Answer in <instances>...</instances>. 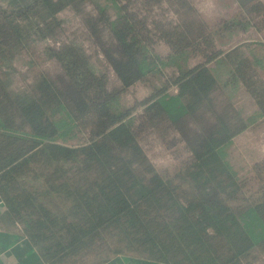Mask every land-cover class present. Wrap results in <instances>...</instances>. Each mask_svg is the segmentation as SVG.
<instances>
[{
    "label": "trees",
    "instance_id": "obj_1",
    "mask_svg": "<svg viewBox=\"0 0 264 264\" xmlns=\"http://www.w3.org/2000/svg\"><path fill=\"white\" fill-rule=\"evenodd\" d=\"M213 2L209 25L190 0H0V228L45 264L264 259V192L240 199L248 180L226 158L264 117V41L222 49L264 33V4ZM136 84L149 97L120 107ZM145 131L187 158L157 168ZM252 171L263 182L264 159Z\"/></svg>",
    "mask_w": 264,
    "mask_h": 264
},
{
    "label": "rangeland",
    "instance_id": "obj_2",
    "mask_svg": "<svg viewBox=\"0 0 264 264\" xmlns=\"http://www.w3.org/2000/svg\"><path fill=\"white\" fill-rule=\"evenodd\" d=\"M196 9L200 12L203 19L209 24L213 25L217 20V15L215 13V5L213 0H190ZM264 4V0H261ZM61 18L65 21L68 28H74L78 26L77 18L71 12H64L61 14ZM232 40V43L223 44L222 49L226 50L233 44L241 41L248 40H259L264 41V33L256 34L255 32H250L244 36L238 37H226V40ZM224 40V42L226 41ZM48 43V42H46ZM165 47H160V52H165ZM258 56L262 55V51H257ZM200 62L201 59L193 60L194 63ZM264 63V61H263ZM220 73L227 70V67L221 66L220 68L215 64H212ZM98 69H102L98 66ZM111 73V72H110ZM111 80L113 81L112 75ZM112 83V85H113ZM20 84V83H19ZM115 84V83H114ZM20 86V85H19ZM149 97V92L141 84H136L131 87L128 92L120 99L118 105L120 107H125L127 105H132L134 102H143ZM235 102L239 109L243 111L246 115L250 114L253 110L252 104L245 98V96L239 92V95L235 97ZM142 114V108H138L133 118L136 119ZM141 138V143L144 146L149 158L159 169H164L165 167L170 168L171 166L178 165L180 162L187 158V154L183 152L181 146L174 149L167 150L164 146V142L161 138L150 131H145L139 135ZM227 160L231 163L233 168L236 170L237 175L240 178H247V187L242 194L239 195L240 199H249L250 201H255L262 196L264 192V181L261 182L256 178L252 171V167L257 162L264 159V117L258 121L257 124L248 128L245 132L240 134L238 137L234 138L232 144L226 152ZM46 205L50 209H56L58 207L57 202L49 201ZM19 228V227H18ZM20 229V228H19ZM21 230V229H20ZM131 257V255H127ZM92 261V260H91ZM91 261L87 264H90ZM254 264H264V259L259 258Z\"/></svg>",
    "mask_w": 264,
    "mask_h": 264
},
{
    "label": "crops",
    "instance_id": "obj_3",
    "mask_svg": "<svg viewBox=\"0 0 264 264\" xmlns=\"http://www.w3.org/2000/svg\"><path fill=\"white\" fill-rule=\"evenodd\" d=\"M0 207L2 205L0 204ZM0 209V213L3 212ZM0 264H45L18 227L0 228ZM106 264H158L127 256H117Z\"/></svg>",
    "mask_w": 264,
    "mask_h": 264
},
{
    "label": "built area",
    "instance_id": "obj_4",
    "mask_svg": "<svg viewBox=\"0 0 264 264\" xmlns=\"http://www.w3.org/2000/svg\"><path fill=\"white\" fill-rule=\"evenodd\" d=\"M0 204L2 205V207H0V209L1 208H3L4 209V205H3V202L0 200Z\"/></svg>",
    "mask_w": 264,
    "mask_h": 264
}]
</instances>
